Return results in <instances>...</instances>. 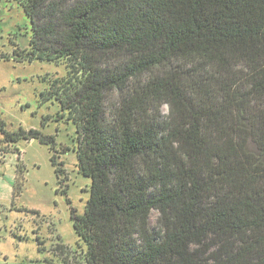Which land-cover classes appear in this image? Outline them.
I'll list each match as a JSON object with an SVG mask.
<instances>
[{
	"label": "trees",
	"instance_id": "16d2710c",
	"mask_svg": "<svg viewBox=\"0 0 264 264\" xmlns=\"http://www.w3.org/2000/svg\"><path fill=\"white\" fill-rule=\"evenodd\" d=\"M22 6L26 61L67 63L41 99L76 125L92 180L84 214L72 208L77 264H264V0ZM0 133L50 146L61 187L53 136Z\"/></svg>",
	"mask_w": 264,
	"mask_h": 264
},
{
	"label": "rangeland",
	"instance_id": "374dc122",
	"mask_svg": "<svg viewBox=\"0 0 264 264\" xmlns=\"http://www.w3.org/2000/svg\"><path fill=\"white\" fill-rule=\"evenodd\" d=\"M31 37L22 0H0V120L12 133L22 128L53 136L65 176L60 187L50 146L38 140L7 145L0 133V264H77L87 247L74 229L72 208L84 214L92 180L79 172L76 125L58 119V101L41 99L50 83L67 78V63L26 61ZM20 170L23 187L15 196Z\"/></svg>",
	"mask_w": 264,
	"mask_h": 264
}]
</instances>
